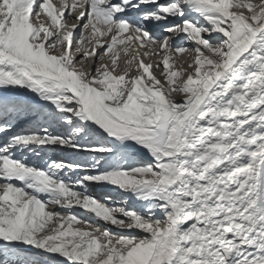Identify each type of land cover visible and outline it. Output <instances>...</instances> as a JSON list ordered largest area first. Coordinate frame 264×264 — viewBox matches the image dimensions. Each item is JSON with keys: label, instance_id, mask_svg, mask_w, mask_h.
<instances>
[{"label": "snow or ice", "instance_id": "6c2138e0", "mask_svg": "<svg viewBox=\"0 0 264 264\" xmlns=\"http://www.w3.org/2000/svg\"><path fill=\"white\" fill-rule=\"evenodd\" d=\"M0 264H264V0H0Z\"/></svg>", "mask_w": 264, "mask_h": 264}, {"label": "bare ground", "instance_id": "6f19581e", "mask_svg": "<svg viewBox=\"0 0 264 264\" xmlns=\"http://www.w3.org/2000/svg\"><path fill=\"white\" fill-rule=\"evenodd\" d=\"M54 2H56V0H54ZM161 2H164V0H161ZM71 22V21H70ZM172 23H179V21L178 20H176V21H172ZM159 59H161V57H153V60H159ZM190 59V56L188 55V54H184V56H182V57H180L179 59H178V63H181V62H186L187 60H189ZM146 63L147 62H149V61H145ZM185 67H186V63H185ZM157 75H159V73L157 72ZM176 97H178L179 99H183V97L182 96H180V95H177ZM16 130H18V129H13V131H16Z\"/></svg>", "mask_w": 264, "mask_h": 264}, {"label": "rangeland", "instance_id": "374dc122", "mask_svg": "<svg viewBox=\"0 0 264 264\" xmlns=\"http://www.w3.org/2000/svg\"><path fill=\"white\" fill-rule=\"evenodd\" d=\"M177 101H181L182 99H179L178 97H175ZM93 192L97 193V195H99V193L101 192L100 189H93Z\"/></svg>", "mask_w": 264, "mask_h": 264}]
</instances>
